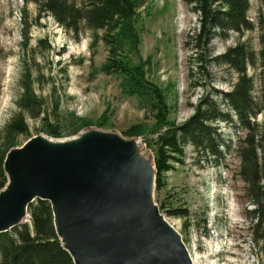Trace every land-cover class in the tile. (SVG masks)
Returning <instances> with one entry per match:
<instances>
[{"label": "rangeland", "instance_id": "374dc122", "mask_svg": "<svg viewBox=\"0 0 264 264\" xmlns=\"http://www.w3.org/2000/svg\"><path fill=\"white\" fill-rule=\"evenodd\" d=\"M142 2L134 24L138 42L125 48L133 63L143 64L146 80L165 97L168 120L178 127L186 126L203 109L207 117L214 118L218 110L232 117L229 122L204 120V133L196 136L204 140L186 145L181 160L166 172L164 186L158 188L155 181L154 140L166 127L157 126L145 97L124 91L122 75L103 70L109 56L103 33L97 40L87 29L76 35L50 13L38 17L32 0H0V138L19 109L22 81L28 77L43 101L41 116L50 115V121L59 117L60 138L104 134L114 142L115 170L121 180L141 187L147 209L175 228L193 264H264V242L255 239L256 220L252 219L254 196L241 175L239 145L246 140L247 131L226 98L239 73L224 58L239 43L264 52L263 0H251L248 19L252 29L242 33L213 29L206 46L200 48L194 38L200 18L193 5L185 0ZM263 62L259 55L255 66L248 65L247 70L255 82L254 98L262 107ZM55 101L59 102L56 113L52 111ZM73 115L87 124L75 133L78 124ZM25 117L30 135H18L17 145L6 155L7 182L0 189V213L7 209L17 189L15 176L23 147L30 138L47 135L39 131L40 120L28 114ZM255 120L262 122L264 112ZM222 141L224 146L217 156L199 158L198 146L202 150L206 143L218 147ZM40 200L36 197L30 205ZM44 201L52 205L49 199ZM23 224H29L30 233H34L29 209L24 222L15 227L21 230ZM262 233L258 231V235ZM62 234L60 240L67 245L69 240L66 242Z\"/></svg>", "mask_w": 264, "mask_h": 264}, {"label": "trees", "instance_id": "16d2710c", "mask_svg": "<svg viewBox=\"0 0 264 264\" xmlns=\"http://www.w3.org/2000/svg\"><path fill=\"white\" fill-rule=\"evenodd\" d=\"M27 2L29 0H26ZM38 7V17L43 13H50L59 24L67 30L78 35L81 29H87L98 39L103 33V41L108 47L109 56L103 70L110 74L122 75V86L125 92L145 97L146 106L155 115L158 127H166L154 140L156 147L155 166L156 183L161 188L165 184V174L174 168L184 155L188 143L199 144L204 133L202 126L204 120L229 122L232 117L225 111H217L215 117H207L208 112L202 110L195 116L189 125L178 127L168 120V110L165 97L161 91L145 78L143 64L133 63L128 56L126 45L138 42L137 31L134 28L138 18V10L143 5L142 0H32ZM193 5L194 11L199 13V32L195 33L197 48L206 46L213 29L227 32L234 29L242 33L243 30L253 28L249 22L248 14L251 10V0H185ZM264 4V0H263ZM264 25V12L260 14ZM263 57L264 52L257 53L245 43L231 48L224 58L231 67L238 71L239 77L233 89L226 93L231 108L239 117L240 126L247 131L246 140L239 145L241 156V175L253 193L252 219H255V239L264 242V120L257 122V114L264 112V107L254 98L255 82L247 73L248 65L255 66L257 57ZM261 72L264 84V62ZM23 93L17 101L18 111L14 113L5 125L0 138V189L7 177L4 171V161L7 153L17 145L15 139L18 135L28 137L29 127L25 115L34 120L41 121V129L47 135L60 138L63 135L58 123L50 121V115L41 116L43 101L36 95L28 77L22 81ZM264 92V90H263ZM264 94V93H263ZM59 102L55 101L53 112H57ZM209 109L211 107H208ZM208 109V111H209ZM206 111V112H205ZM78 132L87 125L82 118L73 115ZM79 121V123L77 122ZM209 124V123H208ZM209 127V125L207 126ZM197 133V134H196ZM71 134V133H68ZM213 133L209 136L211 137ZM190 138V139H189ZM214 140V139H213ZM263 142V143H262ZM196 144V145H197ZM207 144L199 149V158L206 159L208 155L217 156L220 146ZM33 234L30 233L29 224H23L21 230L0 234V264H75L71 254L63 246L54 224V214L49 201L40 200L29 206ZM262 234L258 235V231Z\"/></svg>", "mask_w": 264, "mask_h": 264}, {"label": "water", "instance_id": "95a60500", "mask_svg": "<svg viewBox=\"0 0 264 264\" xmlns=\"http://www.w3.org/2000/svg\"><path fill=\"white\" fill-rule=\"evenodd\" d=\"M31 142L19 164L15 194L0 213V232L22 224L30 203L38 197L51 201L55 227L59 215L75 237L74 254L72 246L62 242L75 264H192L179 235L176 239L143 216L151 210L146 207L141 187L135 190L122 180V186L113 184V163L106 167L102 160L86 164L53 160L29 165L35 146Z\"/></svg>", "mask_w": 264, "mask_h": 264}, {"label": "bare ground", "instance_id": "6f19581e", "mask_svg": "<svg viewBox=\"0 0 264 264\" xmlns=\"http://www.w3.org/2000/svg\"><path fill=\"white\" fill-rule=\"evenodd\" d=\"M109 136V135H108ZM112 139V138H110ZM32 141H34L35 146L31 149V152L33 153V160L29 165L33 164H43L47 161H53V160H65L66 161H74L77 160L80 164H86V161H94V160H102L101 164H105L106 167L109 165V163L112 164V175L114 178L113 184L117 183L118 186H122L119 182L121 181V175L118 170H115V157L112 153V146L113 143L110 142L109 138L106 137L104 134H97V136H93L90 133H84L82 137L79 138H71V139H52L50 137H47L42 135L38 138H34ZM115 141V140H114ZM117 142V141H116ZM32 143L31 141L22 149L23 155L21 158L22 165L24 161V156L26 154L27 147L29 148V144ZM115 148V147H114ZM111 152V153H110ZM117 162V160H116ZM28 165V166H29ZM114 165V166H113ZM104 165H102L103 167ZM19 174L15 176L16 182L19 181ZM125 182L126 180H122ZM131 188L135 190H139L138 184H132L130 181H126ZM116 185V186H117ZM49 197L54 202V198L49 193ZM55 204V202H54ZM150 213V214H149ZM148 214H143V216L147 219H151L152 221L157 222L160 224L163 228H165L168 232H170L175 238L179 237L175 228L173 226H170L168 222L165 220L159 218L157 215L154 214V212L150 211ZM154 219V220H153ZM56 228L67 235V239L69 240L68 245L72 246L73 248V254L76 251L77 248V242L75 237L73 236L71 230L68 228L66 223L62 221L58 215L56 217ZM11 231V230H10ZM176 238V239H177ZM189 259L191 260L192 264L193 261L191 257L188 255ZM77 264H80L77 262Z\"/></svg>", "mask_w": 264, "mask_h": 264}]
</instances>
